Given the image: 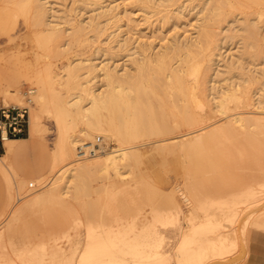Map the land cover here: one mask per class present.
I'll use <instances>...</instances> for the list:
<instances>
[{"label": "bare ground", "instance_id": "6f19581e", "mask_svg": "<svg viewBox=\"0 0 264 264\" xmlns=\"http://www.w3.org/2000/svg\"><path fill=\"white\" fill-rule=\"evenodd\" d=\"M56 2L13 0L18 13L25 15L29 26L33 27L45 56L59 57L74 45L86 46L98 38L103 40V45H97L87 55L77 49L71 59L65 57L67 61L63 65H55L48 59L44 65L29 66L15 76L18 81L23 76L34 83L30 92L34 93L36 105L32 107L30 135H45L48 127L42 115L47 112L54 117L58 128L50 167L55 176L49 187L39 192L35 190L37 193L28 199L30 206L58 197L67 198L73 186L86 184L89 173L110 176L115 172L116 177H125L132 156L140 153L133 142L142 135L162 136L178 124L187 126L188 135L183 139H177L178 136L170 139H174V146L182 153H206L212 145L214 153H264V65H258L264 63V47L260 48L258 41L264 38L260 33L264 12L257 7L264 0L192 2L189 9L197 5L199 8L194 12L190 27L182 29L179 18L173 15V33L160 30L149 39L142 34L135 36L136 24L131 22L134 7L148 14L172 6L181 10L182 0H79L71 7L57 6ZM167 16L163 14V18ZM229 18L234 20V25L223 28ZM234 45L238 46L236 51ZM256 82L259 83L252 90L251 84ZM4 94L7 103L12 98L15 104H21L25 98L18 87H5ZM28 100L32 102L33 98ZM169 115L174 117L175 124L170 123ZM217 115L214 121L223 120V123L207 128L210 124L206 119ZM92 133L97 134L94 139L101 140L104 136L106 142L114 141L118 146L96 142L90 138ZM9 136L3 133L6 153L0 156V170L8 182L7 205L15 196L17 177L27 180L19 176L12 165L10 152L15 140ZM241 136L247 141V147L236 145ZM79 145L86 146L83 154L78 151ZM44 175L29 178L30 185H34L33 179L39 181ZM252 192V202L264 198L261 190ZM259 202L256 206L263 204L261 210L264 209V202L260 205ZM203 205L206 218L196 221L198 215L193 213L189 229L181 230L177 257L183 252L186 255L180 264L198 258L202 264L206 255L203 252L206 253L208 247L197 246L200 229L208 226L213 231L219 222L218 213L209 212V206L202 204V208ZM112 232H90L79 255V264H128L130 260L134 263L140 260L137 254H141L147 241L140 239L136 223L124 231ZM151 234L154 236V230L149 231ZM4 250L0 233V264H16ZM157 253L169 258L164 251ZM152 255L155 263V253Z\"/></svg>", "mask_w": 264, "mask_h": 264}, {"label": "rangeland", "instance_id": "374dc122", "mask_svg": "<svg viewBox=\"0 0 264 264\" xmlns=\"http://www.w3.org/2000/svg\"><path fill=\"white\" fill-rule=\"evenodd\" d=\"M56 1L57 6L71 7L79 0ZM202 1L182 0L181 10L172 6L152 14L135 6L132 13L134 20L131 21L136 24L135 36L142 34L144 38L149 39L160 30L168 34L173 33L175 27L174 25L172 28L175 19L173 15L179 18L182 29L190 27L191 21L195 19L194 12L198 10L199 5L193 9L189 7L192 2ZM257 7L264 12V3ZM164 13L168 15L166 18H163ZM171 14L172 16H169ZM253 15L255 16L256 13H252ZM125 20H128L127 15ZM233 22V19H227L223 28L231 27L234 25ZM261 24L260 33L264 36V15ZM258 41L260 48L264 47V38ZM38 44L33 27L29 26L25 15L18 13L13 0H0V85L12 89L18 87L25 97L23 98L25 101L23 100L21 104H15L16 100L12 98L7 103L4 100L5 87L0 86V89H3L0 92V106L27 105L30 119L32 107L36 105L34 93L30 92L34 83L23 76H20L19 81L18 78L16 80L15 76L19 71L29 66H37V63L38 66L44 65L48 59L55 65H63V62L73 57L75 50L78 49L82 55L90 54L97 45H103V40L98 38L86 46L74 45L72 50L52 59L44 55L43 47ZM236 45L233 47L235 51L238 49ZM258 65L263 66L264 63ZM15 83L20 85L16 86ZM258 83L251 84V89L253 90ZM29 97L33 98L32 102L28 100ZM42 116L49 130L47 129L42 137L38 133V136L33 135V146L27 149L22 158L24 169L19 170L18 173L27 180L21 181L17 177L15 196L13 203L9 205H7L8 182L0 171V209L3 206L0 210V233L4 253L7 252L11 258H14L16 264H23L24 261L27 264H79V255L86 245V238L90 232L99 234L113 231L112 233L116 234L120 229L122 231L129 229L134 222L136 230L141 232L140 239L147 242L142 246L141 254H137L140 260L135 263L130 260L128 264H180L186 255L183 252L177 257L176 248L181 237L180 231L189 229L188 226L192 223L190 217L193 213L198 215L196 221L206 218L202 204L209 206V212L218 213L215 218L219 221L213 231L208 226L200 229L197 246L208 247L207 252H203L206 255L201 260L202 264H264V222L260 225L261 221L257 218L264 198L258 201L260 207L256 206L258 202H252V190L258 193L261 190L264 194V153H214L213 145L206 153H182L179 147L174 146V139H170L173 136L183 139L188 135L187 126L178 124L180 128L175 125V129L159 137L139 136L133 144H136L140 153L132 156V164L127 166L126 170L129 173L125 177L119 175L116 177L115 172L108 174L110 176L89 173L86 176L88 177L86 184L73 186L67 198L58 197L30 206L28 199L49 187L55 176V173L50 171V167L54 159L58 128L52 115L49 116L47 112ZM218 116L206 119L210 124L207 128L223 123V120L214 121ZM169 121L171 124L176 123L171 115ZM30 122L31 132L33 122L32 120ZM29 131L23 136H29ZM95 135L97 134L92 133L90 138L94 139ZM164 137L168 139L158 140ZM103 138L104 136L99 141L96 138L94 140L104 143L106 141ZM238 140L237 146L247 147L245 138L241 136ZM106 143L104 144H112V147L118 146L114 141ZM43 173L45 175L42 179L39 181L33 179L35 183L30 185L29 180L35 177L34 174ZM248 198L250 201L247 200ZM233 200L236 202H231ZM150 230H154V236L149 235ZM161 230L166 234L164 241ZM225 237L232 241L231 244L234 243V246L230 245ZM213 240H216V243L218 241L221 243L222 240L221 244L218 243L222 248L217 244L213 245ZM227 241L229 246L225 245ZM226 246L230 250L224 249ZM158 250L168 252L169 258L159 256ZM154 253L155 263L151 255ZM126 255L131 258L130 253ZM196 261L187 264H201L200 260Z\"/></svg>", "mask_w": 264, "mask_h": 264}, {"label": "built area", "instance_id": "2783aa9c", "mask_svg": "<svg viewBox=\"0 0 264 264\" xmlns=\"http://www.w3.org/2000/svg\"><path fill=\"white\" fill-rule=\"evenodd\" d=\"M30 98V97H29ZM0 136L3 139L5 132L10 136H20L29 131L30 111L27 105H1L0 106ZM99 141V140H98ZM87 145V147H89ZM86 146H80L79 151L83 154ZM90 149L91 151H94Z\"/></svg>", "mask_w": 264, "mask_h": 264}, {"label": "crops", "instance_id": "0c3cea01", "mask_svg": "<svg viewBox=\"0 0 264 264\" xmlns=\"http://www.w3.org/2000/svg\"><path fill=\"white\" fill-rule=\"evenodd\" d=\"M0 115H1V113H0ZM25 134H23V135H25ZM23 135H20V136H9V138L15 140L14 143H13L12 150L10 152V159H11L12 165L14 166V168L16 169V171L18 173H19V170L22 171L24 169V163L22 161L23 156L26 154L27 149L30 146L31 147L33 146V144H32V142H33L32 141L33 136L30 135V133H29V136H23ZM5 140L6 139H4V138L1 139V136H0V153H3V154L6 153V143H5ZM2 155H0V156H2ZM34 175H35V177H38V176H40L42 174H39V175L38 174H34ZM35 177H33V178H35ZM2 208H3V206L1 207V209ZM174 216L176 218V213H175ZM257 218L260 219V221H261L260 222V225H262L263 222H264V209L261 210V212L259 213V215L257 216ZM160 233H161L162 239L164 241V239L166 238V234L162 230H161ZM180 235H181V231H180ZM179 242H180V240H179ZM164 253H165V255L167 254L166 257H169V253L168 252L164 251Z\"/></svg>", "mask_w": 264, "mask_h": 264}]
</instances>
